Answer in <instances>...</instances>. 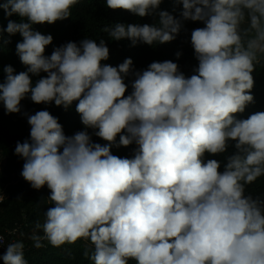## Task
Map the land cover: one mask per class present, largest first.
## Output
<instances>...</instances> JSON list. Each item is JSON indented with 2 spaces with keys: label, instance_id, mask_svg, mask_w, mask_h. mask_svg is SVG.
<instances>
[{
  "label": "clouds",
  "instance_id": "9594fccd",
  "mask_svg": "<svg viewBox=\"0 0 264 264\" xmlns=\"http://www.w3.org/2000/svg\"><path fill=\"white\" fill-rule=\"evenodd\" d=\"M163 2L106 0L112 10L158 15V24L118 22L103 31L153 45L175 40L184 21L203 22L191 31L196 58L176 53L181 71L172 60L144 70L130 57L102 63L109 59L103 38L45 55L53 36L33 25L67 19L85 0L0 3L6 16L22 18L0 26V47L9 42L4 32L19 33L15 51L26 66L19 73L4 66L0 102L27 117L29 138L15 147L21 176L33 189L48 188L54 205L30 238L36 248L44 240L53 247L89 241L83 254L93 264H264V194L247 191L264 177V111L241 119L254 103L252 73L264 61V0H170L172 12L159 10ZM74 101L84 129L71 136L50 111L30 114L34 103L67 110ZM129 145L133 158L111 151ZM229 147L226 162L205 160ZM24 249L23 241L8 243L0 259L28 264Z\"/></svg>",
  "mask_w": 264,
  "mask_h": 264
},
{
  "label": "trees",
  "instance_id": "16d2710c",
  "mask_svg": "<svg viewBox=\"0 0 264 264\" xmlns=\"http://www.w3.org/2000/svg\"><path fill=\"white\" fill-rule=\"evenodd\" d=\"M4 0H0L3 3ZM173 5L170 0H164L159 10H168L172 12ZM182 5L178 6L173 14L179 16ZM18 14L6 16L3 9H0V26L6 28L8 21H21ZM26 22V21H25ZM125 24H158V15H148L140 17L123 9L112 10L107 8L106 0H85L84 4L77 3L71 9V16L64 20H59L54 24H36L33 25L35 30L42 34H51L53 36L52 44L46 46L45 55H51L55 47L65 44L69 41L79 42L82 39L89 38L99 42L101 38L106 41L109 48V59L102 63L117 66L126 58L133 60V68L135 70L147 69L148 65L154 61L172 60L179 66V57L186 56L188 58H196L194 49L191 45V31L198 27H203V22L187 20L183 22V28L177 35L176 39L168 43H155L148 45L138 42L135 46L131 40L125 38L114 40L108 36L103 29L114 27L116 23ZM4 40L9 41L0 47V82H3L5 73L3 68L11 64L16 73L26 71L16 54L15 47L17 42L22 40L19 33L9 36L7 32L3 33ZM181 55L177 57L176 53ZM181 71V66H179ZM254 77V87L251 90L254 96V103L247 105L245 111L241 113V119L248 118L251 114L264 111V61L256 65L255 71L252 73ZM134 77L129 76L125 79V83L129 85L126 95L132 91L131 80ZM30 99V98H25ZM74 101L69 109L65 110L62 106L51 104H36L30 114H34L39 110H48L50 113L59 118V122L63 126L66 135H73L75 132L83 130L80 116L76 112V104ZM93 130L89 129V132ZM30 125L26 116H16L6 112L2 102H0V194L5 198L0 203V233L6 238V244L23 241L25 245V259L28 264H93L91 260L84 256L85 246L89 245V241L78 240L74 244H64L60 247H53L47 240L43 241L44 247H34V242L30 238L35 229V223L39 220L41 223L45 220V212L47 208L52 207L47 197L50 190L33 189L30 184L21 176L24 160L15 154L17 142H23L29 138ZM119 137V136H118ZM117 137V138H118ZM94 142L101 144L107 143L101 138L93 135ZM119 140V139H118ZM131 145L111 149L114 155L120 157L133 158L127 153ZM234 151L229 147L228 153L218 156L205 154V160L218 159L225 161L226 155ZM223 170V163L221 165ZM247 191L256 194H264V177L247 187ZM37 234L43 235L42 230ZM3 251L0 250V254ZM0 264L3 260L0 259ZM129 264H136L135 260H130Z\"/></svg>",
  "mask_w": 264,
  "mask_h": 264
},
{
  "label": "built area",
  "instance_id": "2783aa9c",
  "mask_svg": "<svg viewBox=\"0 0 264 264\" xmlns=\"http://www.w3.org/2000/svg\"><path fill=\"white\" fill-rule=\"evenodd\" d=\"M0 235H2L4 237V244H3V246H0V250H2L4 252L6 250V246H7L6 238L3 234L0 233Z\"/></svg>",
  "mask_w": 264,
  "mask_h": 264
}]
</instances>
